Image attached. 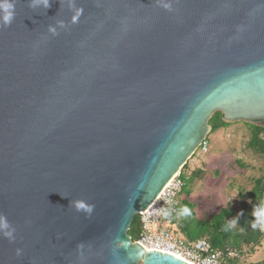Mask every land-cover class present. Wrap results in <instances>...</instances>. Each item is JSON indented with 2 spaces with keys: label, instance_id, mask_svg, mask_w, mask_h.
I'll list each match as a JSON object with an SVG mask.
<instances>
[{
  "label": "water",
  "instance_id": "water-1",
  "mask_svg": "<svg viewBox=\"0 0 264 264\" xmlns=\"http://www.w3.org/2000/svg\"><path fill=\"white\" fill-rule=\"evenodd\" d=\"M28 4L0 26V264H190L129 230L216 112L264 127V0Z\"/></svg>",
  "mask_w": 264,
  "mask_h": 264
},
{
  "label": "rangeland",
  "instance_id": "rangeland-1",
  "mask_svg": "<svg viewBox=\"0 0 264 264\" xmlns=\"http://www.w3.org/2000/svg\"><path fill=\"white\" fill-rule=\"evenodd\" d=\"M250 136L251 127L246 123H232L218 133L209 134L205 148H199L189 159L181 179L184 192L192 185L189 200L195 203L198 218L224 206L239 208V193L250 190L254 181L264 176V154L248 146ZM194 170L201 173L191 178ZM263 259L264 239L253 252L245 248L239 264Z\"/></svg>",
  "mask_w": 264,
  "mask_h": 264
},
{
  "label": "trees",
  "instance_id": "trees-1",
  "mask_svg": "<svg viewBox=\"0 0 264 264\" xmlns=\"http://www.w3.org/2000/svg\"><path fill=\"white\" fill-rule=\"evenodd\" d=\"M209 123L212 127L210 134L222 127L231 125V123H227L223 120L221 112H216L211 117ZM246 124L251 127V136L248 146L254 151L264 154V127L248 123ZM207 140L208 138L206 141ZM204 146L205 143L200 148H204ZM187 165L188 162L181 170V178L184 175L183 170ZM199 173H201L200 170H194L190 177L193 178V176L198 175ZM190 177L188 176L189 180ZM184 186L181 193L184 192ZM191 187L192 185L190 184L188 191L184 192L180 197L179 206L174 216L175 228L178 231L190 240L201 238L207 239L215 250L219 249L225 251L229 248L238 252L237 257L227 259V264H239L240 255L245 248L250 252H253L256 247L261 245L262 240L264 239V234L258 228L253 229L251 224L254 220V217L252 216L253 206L262 202L261 195L264 190V176L257 178L250 190L239 193L241 200L239 208L224 206L203 218H198L195 210L196 205L189 200ZM184 207L189 209L188 215L181 214V209ZM234 218L237 219L238 224L235 227H229V222ZM140 231L141 226L139 215H136L129 230V234L133 241L138 240ZM247 264H264V259L249 262Z\"/></svg>",
  "mask_w": 264,
  "mask_h": 264
},
{
  "label": "built area",
  "instance_id": "built-area-1",
  "mask_svg": "<svg viewBox=\"0 0 264 264\" xmlns=\"http://www.w3.org/2000/svg\"><path fill=\"white\" fill-rule=\"evenodd\" d=\"M180 174L170 180L148 209L139 213L141 231L136 241L147 250L169 253L190 264H227V259L237 257L238 252L229 248L215 250L207 239L190 240L175 228L174 216L184 186ZM161 209L169 214L165 216Z\"/></svg>",
  "mask_w": 264,
  "mask_h": 264
},
{
  "label": "clouds",
  "instance_id": "clouds-1",
  "mask_svg": "<svg viewBox=\"0 0 264 264\" xmlns=\"http://www.w3.org/2000/svg\"><path fill=\"white\" fill-rule=\"evenodd\" d=\"M62 3L63 0H60V5H62ZM50 6H51L50 0H29V4H28L29 8L32 9L43 8L45 12ZM165 6L167 7V5ZM14 9H15V0H0V26L8 27L12 23L15 15ZM81 11L82 10L80 9L76 10V14L72 18L73 21H75L79 17ZM63 27H64V22L57 21L56 24H49L47 27V31L52 36H56L59 34L58 28H63ZM61 196L67 197L65 195H61ZM233 198H235V196H233ZM71 204L77 212L83 211L88 215H91L94 208L93 205H86L85 202L80 200L71 201ZM161 211L165 216L169 214L168 211L165 209H161ZM181 214L188 215L189 209L187 207L182 208ZM252 216L254 217V220L251 224V227L253 229L258 228L259 230L264 231V201L253 206ZM237 224H238L237 219L234 218L229 222V227H235ZM3 227H7V225L6 222H4V219L0 217V228ZM5 234L9 235V233H5ZM17 252L19 253V250H17Z\"/></svg>",
  "mask_w": 264,
  "mask_h": 264
},
{
  "label": "crops",
  "instance_id": "crops-1",
  "mask_svg": "<svg viewBox=\"0 0 264 264\" xmlns=\"http://www.w3.org/2000/svg\"><path fill=\"white\" fill-rule=\"evenodd\" d=\"M223 128H225V127H222V128H220V129L216 130L214 133H218V131L220 132V130H222ZM195 210H196V209H195Z\"/></svg>",
  "mask_w": 264,
  "mask_h": 264
}]
</instances>
